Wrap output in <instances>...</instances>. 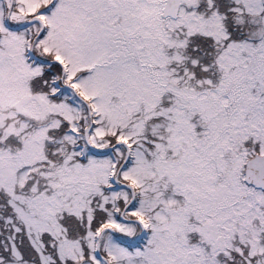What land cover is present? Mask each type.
<instances>
[{
  "label": "snow or ice",
  "instance_id": "1",
  "mask_svg": "<svg viewBox=\"0 0 264 264\" xmlns=\"http://www.w3.org/2000/svg\"><path fill=\"white\" fill-rule=\"evenodd\" d=\"M0 264H264V0H0Z\"/></svg>",
  "mask_w": 264,
  "mask_h": 264
}]
</instances>
